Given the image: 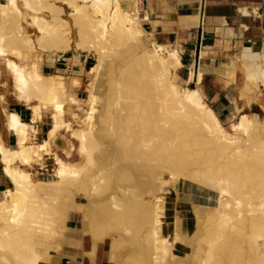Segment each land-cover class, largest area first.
Instances as JSON below:
<instances>
[{
	"label": "bare ground",
	"instance_id": "bare-ground-1",
	"mask_svg": "<svg viewBox=\"0 0 264 264\" xmlns=\"http://www.w3.org/2000/svg\"><path fill=\"white\" fill-rule=\"evenodd\" d=\"M162 1L149 0V10ZM142 3L0 0V83L30 112L23 118L0 94L16 137L11 147L0 134V264H101L106 241L109 264H264V116L234 100L224 118L207 102L206 74L232 84L237 76L232 59L208 62L209 44L182 75L180 42L198 12L179 30L163 21L147 30ZM233 43L245 92L264 93V38ZM69 53L81 63L71 73L56 66ZM83 53L95 56L89 68ZM46 62L55 72L43 71ZM82 104L81 117L71 110ZM44 172L54 177L36 176ZM191 182L217 192V203L166 195Z\"/></svg>",
	"mask_w": 264,
	"mask_h": 264
},
{
	"label": "crops",
	"instance_id": "crops-1",
	"mask_svg": "<svg viewBox=\"0 0 264 264\" xmlns=\"http://www.w3.org/2000/svg\"><path fill=\"white\" fill-rule=\"evenodd\" d=\"M148 2L149 0H143L142 3L143 13H149V19L145 21L147 30L153 27L150 22L155 21L174 22L172 27L179 30V22H182L183 15L199 13L198 25L188 30L186 34L189 39L180 42V46L184 49L183 76L190 74L193 65L194 69L197 68L200 52L205 44L211 46L207 60L215 64L217 59H221V56L228 52L226 48L229 47L225 46V41L231 40L230 47L239 53L233 43L237 38H264V0H163L162 4L152 11L149 10ZM245 9L249 11L248 15L244 14ZM177 36L176 33L172 38L174 44L178 41ZM219 39L223 41L220 44ZM161 41L164 40L161 39ZM20 113L23 118L29 119V110L20 107ZM11 142L10 138L11 147L16 144V142L13 144ZM194 192L198 191L195 189ZM62 259L58 261V264Z\"/></svg>",
	"mask_w": 264,
	"mask_h": 264
},
{
	"label": "rangeland",
	"instance_id": "rangeland-1",
	"mask_svg": "<svg viewBox=\"0 0 264 264\" xmlns=\"http://www.w3.org/2000/svg\"><path fill=\"white\" fill-rule=\"evenodd\" d=\"M64 8V17H68L70 14V9L67 7V5H62ZM226 50L228 51L227 54L222 55L221 56V60H228V59H232L234 60V62L236 63V67H237V73H236V83L232 84L230 82H227L226 79L222 76L219 75L215 72H211L209 74H206L204 76V80H203V84H202V90L203 92L206 94V100L207 102L219 113H223V117L225 118V115L229 112H233L235 110V101L236 104L241 108V111L248 113L249 115H252L253 113H258L260 115V117L264 116V93H263V87L260 85L259 88L254 89L252 91L249 92H245L244 90V71H243V66L241 64V60L238 58L239 57V53L233 48V47H229L226 48ZM74 55V53H69L65 56H57L56 57V66L60 67L61 69H67V73H71L74 70H78L80 68V64L81 63H77L72 61L70 58ZM95 60V56L93 54H81L79 55V61L84 63L86 68H89L90 65H92V63H94ZM56 68L52 67V65L49 62H46L43 65V71L46 73H51V72H55ZM83 87L78 91V94L80 97L85 98L87 95V91H86V85L89 82L88 77L86 75H83ZM4 83H8L9 85H11V80H10V76L8 73H6L4 75V79H3ZM191 86H195V83L192 82L190 84ZM0 94H4L6 96L7 101L9 102L10 107L12 105H20V107H25V105H23L21 102H19L18 100H16L13 92L10 91H6L4 88V84L0 83ZM229 95L231 97V99H229ZM235 100V101H234ZM86 106L84 104H82L80 107L75 106L72 108L71 111H74L75 113H77L78 115H80L81 117L83 116L84 113V108ZM28 112V111H27ZM227 120V119H226ZM224 122H226L224 120ZM5 115L2 112L1 109V105H0V134L5 137L8 145H9V139H12V144L16 142V137L13 134H9L6 133L5 130ZM76 126H78V122L75 123ZM45 129H47V125H45ZM11 135V136H10ZM67 139L70 140L71 137L69 135H67ZM73 141V140H71ZM75 145H77L76 142H74ZM15 144L12 145V147H14ZM59 154H61L62 156H65V154L63 153L62 150H58ZM75 153V161L80 159L79 154L77 153V151H74ZM2 176V172H1V166H0V177ZM37 177H41V178H53L54 174L53 173H49V172H44V173H40V174H36ZM197 185V186H196ZM194 185V183H189L187 186V190L184 191L182 194H178L177 193V189L175 188L174 190H172L170 193L166 194L167 196H169L170 198H172L173 200H177L178 202L182 203V204H186L189 202H195L197 203V201L201 198H203L206 202L207 205H210L209 203L213 202V203H217V199H218V193L206 188L207 191H203L204 187L196 184ZM197 190L198 192L195 193L194 190ZM77 222L80 223L81 220L78 218ZM69 231L75 233V234H79L81 233L79 227H77L76 225L72 224L71 228L69 229ZM79 232V233H78ZM77 236V235H76ZM86 237V236H85ZM85 237L83 238V242L86 243L89 240H86ZM78 238V237H77ZM107 242L106 241L104 243V249L101 250V255H102V259H101V264H109V261L107 260V256H105V258H103V254L107 253ZM106 244V245H105ZM109 244V243H108ZM180 244V243H179ZM182 245V244H180ZM184 246V245H182ZM70 258L67 257H63L62 261L59 264H70ZM52 264H58V262L56 263H52Z\"/></svg>",
	"mask_w": 264,
	"mask_h": 264
},
{
	"label": "trees",
	"instance_id": "trees-1",
	"mask_svg": "<svg viewBox=\"0 0 264 264\" xmlns=\"http://www.w3.org/2000/svg\"><path fill=\"white\" fill-rule=\"evenodd\" d=\"M194 185H196V184H194ZM196 186H197V185H196ZM203 191H207L206 188H204ZM197 203L207 204V202H206L203 198L199 199V200L197 201ZM209 204H210V205H215L216 203H213V202L211 203V202H210Z\"/></svg>",
	"mask_w": 264,
	"mask_h": 264
},
{
	"label": "water",
	"instance_id": "water-1",
	"mask_svg": "<svg viewBox=\"0 0 264 264\" xmlns=\"http://www.w3.org/2000/svg\"><path fill=\"white\" fill-rule=\"evenodd\" d=\"M11 108H15L18 112H20V105H12Z\"/></svg>",
	"mask_w": 264,
	"mask_h": 264
}]
</instances>
